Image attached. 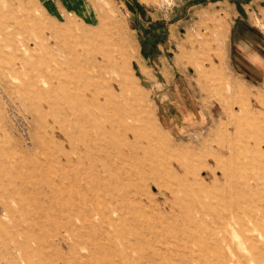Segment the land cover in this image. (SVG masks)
<instances>
[{
    "label": "rangeland",
    "instance_id": "obj_1",
    "mask_svg": "<svg viewBox=\"0 0 264 264\" xmlns=\"http://www.w3.org/2000/svg\"><path fill=\"white\" fill-rule=\"evenodd\" d=\"M0 264H264V0H0Z\"/></svg>",
    "mask_w": 264,
    "mask_h": 264
}]
</instances>
